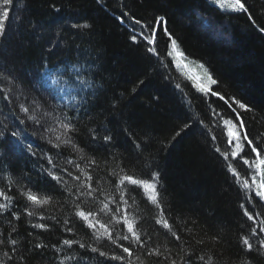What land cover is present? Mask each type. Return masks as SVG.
Listing matches in <instances>:
<instances>
[{"label": "trees", "instance_id": "trees-1", "mask_svg": "<svg viewBox=\"0 0 264 264\" xmlns=\"http://www.w3.org/2000/svg\"><path fill=\"white\" fill-rule=\"evenodd\" d=\"M245 2L256 24L264 27V0ZM16 3H20L17 12ZM51 3L52 0H13L9 18L17 20L12 25L15 29L9 31L8 19L5 33L0 36V67L18 74L30 90L28 74L33 79L37 76L47 79L44 85L50 90L63 92L60 96L50 97L46 93L43 96L41 86L32 80L37 87L34 88L37 98L52 110L65 108L50 106L56 100L72 103L81 98L84 107L70 116L77 131L69 136L83 153L63 144L56 148L57 140L53 146L36 147L32 137L36 126L21 115L23 111L15 101L4 99L0 93V121L9 118L0 141L8 136L18 139L24 135L32 150L28 151L27 147L25 152L15 153L0 142V189L13 197L9 210L0 214V239L4 240L0 245V261L3 264H126L91 251L97 247L109 256L123 254L106 238L96 240L92 230L83 227L79 218L72 215L75 196L68 198L62 185L47 174L51 169L74 192L81 184H91L92 188L101 189L94 194L97 201L110 203L112 197L117 199L120 211L111 217L101 214L100 219L108 223L118 244L129 246V241L119 239L130 235L126 225L116 223L122 220L126 209L129 217L138 222L136 227L142 240L151 237L147 249L159 246L164 252L168 248L176 258L177 245L183 244L206 259L211 256L215 264H242L245 260L264 264V255L247 253L239 243L241 236H249L254 246L264 239V232L251 235L252 229L259 232V222L264 221V202L254 192L236 185L225 168L227 162L215 151L219 147L224 152L228 147L224 142L226 133H221L223 119L230 118L227 102L204 95L195 84L189 85V79L183 80L189 78L185 61L190 63V69L196 66L203 73L207 69L218 81L211 86L214 91L225 98L234 97L253 110L246 113L237 109L245 119L249 136L259 138L264 133V33L251 24L246 14L221 10L212 0H56L60 13L52 10ZM122 12H129L145 23L158 16L165 17L179 50L187 57L181 61L185 65L169 62L171 57L166 55L163 36H158L156 45L163 65L143 46L132 42V21L121 23L118 18ZM75 23L91 27H71ZM213 30H218L220 36ZM169 47L170 44L167 50ZM201 64L203 69L199 67ZM0 74L5 77L1 71ZM0 84L5 87L8 83L0 79ZM197 120H203L211 132ZM186 123L190 127L177 136ZM89 129H96L95 139ZM103 130L113 137L107 146L100 139ZM13 131L18 133L17 137L11 136ZM212 135L217 139H211ZM141 141L150 145L142 156L133 146ZM81 155L84 159H80ZM89 157L95 158L99 167L88 164ZM238 163L237 171L244 174L247 166ZM121 168L144 179L148 178V172L158 174L162 212L145 201L141 189L133 190L135 186H129L121 199L119 178L112 175ZM81 169L91 175L90 181ZM78 175L80 180L75 179ZM27 189L50 195L51 205L35 208L20 194ZM82 199L92 206V197ZM0 203L6 201L0 198ZM241 205L255 220H248ZM110 207L115 210L116 205L110 203ZM32 210L46 219L28 216L27 212ZM161 217L173 225L181 241H175L156 223ZM35 224H45L47 230L34 228ZM66 227H73L74 231L68 232ZM10 239L17 244L11 245ZM64 239L79 240L87 247L74 244L69 248L63 244ZM197 240L204 243L197 244ZM37 244L46 247H35ZM131 247L140 257L135 264H161L163 260L148 256L135 243Z\"/></svg>", "mask_w": 264, "mask_h": 264}, {"label": "snow or ice", "instance_id": "snow-or-ice-1", "mask_svg": "<svg viewBox=\"0 0 264 264\" xmlns=\"http://www.w3.org/2000/svg\"><path fill=\"white\" fill-rule=\"evenodd\" d=\"M212 2L221 10L246 14L251 24L255 28H257L259 32L264 33V27H260L256 24L255 19L249 12V8L246 5L245 0H212ZM12 4L13 0H2V2H0V36H3L5 33L6 22L9 19V6H11ZM50 7L55 13H60L61 11V8L57 6L56 0H52ZM118 19L121 23H125L127 20L132 21L130 40L143 46L145 48V51L156 57L161 65H163L164 61L160 57V53L156 47L158 36H163L166 38L165 52L168 57L172 58V60L169 61L170 63L176 59V57L173 56L174 52L177 56L185 60L187 59L184 53L178 50L179 45L177 43V40L173 37L172 33L168 29L167 20L165 19V17L158 16L155 17L152 22L145 23L129 12H122L121 16ZM71 27L76 29H86L90 28L91 26L86 23H75L72 24ZM137 28H139V32L136 31ZM169 44L171 45L172 51L167 50V46ZM199 67L203 69L204 66L201 64L199 65ZM204 73L207 77L208 86H205L201 83H196L195 87L197 88V90L204 95L210 94L211 96L217 97L222 101H226L227 106L230 109V118L223 119L221 127V133H226L224 142L228 147L224 152H221V149L219 147H217L215 151L220 153L223 159L227 162L225 164V168L234 177V181L236 183H239L247 192H254L256 197H259L260 200L264 201V133L260 134L259 138L250 137L245 125V119L241 116L240 111H238L237 109L243 110L246 113H250L253 110L248 105L235 100L234 97L225 98L219 92L214 91L211 86L217 85L218 81L213 79L211 73H209L207 69H204ZM76 78L79 79V76H77ZM0 79L6 78L3 77L2 74H0ZM140 83H143V81H140ZM177 87L179 88L180 85L178 84ZM8 91H11V89L0 87V93L4 94V99H7ZM133 91H135V89H133ZM21 110L25 113L28 112V108H25L22 105ZM29 118L35 119V117ZM196 122L201 124L209 132H211V129L208 128L207 124H204L203 120H197ZM61 126L64 128V132L61 134L64 139L61 140V136H57L56 139L59 142L54 146L56 148H60L63 144L72 147L75 151L83 153V149H80L75 144L73 139L68 135L69 133H75L77 129L68 123H62ZM189 127L190 125L186 123L183 128L176 133V135H181V133L185 132ZM103 131L104 134L100 136V139L107 146L113 141V137L107 134L106 130ZM89 132L93 139H95L98 135L96 129H89ZM3 136L4 132L0 131V138H3ZM11 136L17 137L18 133L13 131L11 132ZM174 138L175 137H173V139ZM211 139L216 140L217 137L215 135H212ZM49 143H52V141H49ZM133 146L137 151V154L141 156L150 148V145L147 141H141L140 143L134 142ZM27 147L28 151H32L30 145ZM246 148L247 152L245 151ZM32 154L35 155L34 152ZM229 156H231L232 158L231 161L229 160ZM80 159H84V156L81 155ZM48 160L49 163H52L50 157L48 158ZM232 161L242 162L243 165L247 166V175L242 176L241 173L237 171V169L233 166ZM87 163L99 167V163L95 158L89 157ZM145 164H147V161H145ZM52 167L55 168L56 165L52 164ZM64 171H67V169H64ZM80 171L84 176L87 177V180L90 181L92 179L91 175L88 172L82 169ZM251 172H255L256 175H252ZM47 174L54 181H56L57 184L62 185L64 192L68 193V198L75 196V199L72 200V215L79 218V221L82 222L83 227L92 230V234L96 240L106 238L107 240L111 241L112 244L117 245L121 253L126 255L115 254L109 256L107 252L100 251V249L97 247H92V252L99 253L100 256L105 257L109 260L126 262V264H135V260L140 259L139 255H137L131 247V244L135 243L139 245L141 249H145L148 256L154 255L157 257H163L161 264H163V261H167L168 264H215V261L211 256L206 259L204 255H197L192 251H189L184 247L183 244L177 245V247L179 248V252L176 253V258H173L172 250L168 248H165L164 250V252H167V255H165L164 252L161 251L159 246L147 249L146 245L151 237H148L147 240H142L141 233L137 230L136 227V224L138 222L129 217L126 209L123 212L122 220H117L116 223L122 222L124 225H126L127 232L130 235H123L119 239L121 241H129V246H125L123 243L118 244L117 239L113 237V230L109 227L108 223H105L102 219H100L101 214H107L109 215V217H111L112 215H115L116 212L120 211L119 203L115 197H112L110 201L111 204L116 205V208L114 210L112 207H110V203L106 202V200L97 201V198L94 194L96 192H100L101 189L92 188L91 184H81L79 186V189L74 192L72 188L67 186V182L64 181L61 175L54 173L51 169L47 170ZM112 175L118 176L119 178V191L121 193V199L123 198V195L127 193L129 186H135L133 190L143 189L144 192L148 194V201H150L152 205H155L158 209H160L159 192L157 190L158 174L154 175L151 172H148V178L144 179L135 173L130 174L129 172H126L123 168H121L119 173L113 171ZM69 176H71V173H69ZM75 179L80 180V176H76ZM12 182L13 181L9 177V183L11 184ZM84 188H87L88 191L85 192L80 190ZM20 194L21 196L25 197L27 202H30L33 206H35V208H45L52 203V197L50 195L38 194L36 192H33L31 189L23 190ZM82 197H92V206H89V202L82 199ZM0 198H2L3 201H6V203H0V214H2L3 212L9 210L13 197L8 195L7 192H5L3 189H0ZM124 203L127 204V200H124ZM97 204L100 206H97ZM241 208H244V214L245 216H247L248 220H255V216L251 212H249L244 205H241ZM160 210L161 212L163 211L162 209ZM27 215H39L41 219H46V217H44L41 213L36 212L35 210L28 211ZM16 218L19 219L18 216ZM156 223L160 224L162 228L166 229L167 234H170L175 241H181V235L177 233L173 225L170 224L166 218L161 217L160 219L156 220ZM259 224V232H257L256 229H252L251 235L258 236L260 232H264V221H260ZM33 227L47 230V225L45 224H35L33 225ZM98 228L102 229L103 231L98 232ZM12 230L15 231V228H13ZM65 230L68 232H73L74 228L66 227ZM186 231L191 232V229H186ZM0 235H2V233H0ZM212 239H217V237H213ZM8 242L13 246L17 244V241L14 239H10ZM196 243L203 244L204 241L197 240ZM239 243L247 253L264 255V239L259 240L258 246H254L249 236H241L239 239ZM3 244L4 240L0 239V245ZM63 244L67 245L69 248H71L74 244H78L80 248L87 247V245L82 243L81 241L72 239H64ZM35 247L44 248L46 247V245L37 244ZM12 251H15V248H13ZM5 255L7 256L8 253L6 252ZM9 259H11V257H9ZM66 259H73V257H66ZM0 264H3V261H0ZM242 264H250V261H242Z\"/></svg>", "mask_w": 264, "mask_h": 264}, {"label": "bare ground", "instance_id": "bare-ground-1", "mask_svg": "<svg viewBox=\"0 0 264 264\" xmlns=\"http://www.w3.org/2000/svg\"><path fill=\"white\" fill-rule=\"evenodd\" d=\"M0 2H2V0H0ZM20 3L19 4L16 3V8H15L16 12H17V10H19ZM12 12H13V9H12ZM13 24H14V21L12 20V16H11L9 18V27H8L9 31H11L12 29H15V27L12 26ZM10 37H12V36H10ZM0 48H1V46H0ZM168 51H172L171 47H169ZM179 51L182 52L181 50H179ZM2 55L3 56H7V54H2ZM173 56L176 57V59L174 60L175 62L173 61L171 63H173L175 66H176V64L177 65L184 64L183 62L178 61V56L176 55L175 52L173 53ZM171 60H172V58H171ZM181 66H183V65H181ZM187 69H188L189 72L186 71V73L188 74L189 78L188 77L187 78H183V80H185V82H187L188 79H189V81H188L189 85L193 86V84L198 83V78H200V74L201 73H198L197 71H194L193 69H190L189 67H187ZM27 77H30L29 79H31V74H28ZM29 79L27 78L28 81H29ZM33 81H35L36 86H41L39 88V90L41 92H43L42 93L43 96H46V94H48L50 97H54L55 95L56 96H60L63 93V92H57V91L50 90L47 85H44V84H46L47 79L42 80L41 76L35 77V79H33ZM200 81H202V80L200 79ZM7 83H8V81H7ZM199 83L203 84V82H199ZM36 86L34 84L32 92H33V94H35V96L37 98V93L35 92V89H34V88H37ZM0 87H3V86L0 84ZM4 88L8 89V84ZM1 94H2V96H4L3 93H1ZM7 99H12V101H13L12 95H11V93L9 91L7 92ZM0 102H1V100H0ZM38 102H39L38 104L42 107V109L44 111L48 112V115L52 116V119L54 120V122H56L57 126L55 128L52 127L53 129L48 130V131L44 127L43 128L39 127L40 125L36 126L35 127L36 129L32 133V137L34 138V141H35V146L39 147V148L42 147V145H44V144H45L44 146H48V145L53 146L54 143H56V140H57L56 137L59 136V135L61 136V134L64 132V128L61 126V124L62 123H68L71 126H74L73 122H71L70 116L73 115V113L76 112V110H80L81 108H83L84 105L82 104L81 98L76 99L72 103L71 102H66V101H63V100H56V102L54 104L50 105V106H56L57 108H60L63 105V106H65V108H64V110L63 109H54V110H52L51 108L45 107V105L42 102H40L39 100H38ZM0 106H1V103H0ZM25 107L28 108L26 105H25ZM64 112L67 113L69 119L67 118V115ZM21 115L25 119L30 121L29 117H31V111L28 110L27 113L21 112ZM8 122H9V118L8 117H6V118L4 117V119H2V121H0V131H5L6 130ZM21 133L22 132H20V134ZM49 141H52V143H49ZM0 142L1 143L2 142L5 143L3 145H5V146L7 145L9 148H11V150H13L15 152H25V150H26L25 148H27V146H28L27 143H26L27 139L25 138L24 135L21 136V138H18V139H15V138L11 139L8 136V137L5 138V141L1 140ZM229 159L232 160L231 157H229ZM233 162L232 163H233V166L235 168H236V166H235L236 164L239 166V163L237 161H233ZM249 171H251V170H249ZM251 174L252 175H256L255 172H251ZM230 175H231V173H230ZM241 175L242 176H246L247 175L246 170H245V173L244 174L241 173ZM249 182H251V181H249ZM236 185H238L241 189H244L239 183H236ZM141 191H142L143 196L145 197V201L147 203L151 204V202L148 201V198H147L148 194L146 192H144L143 189H141ZM246 202H248V200H246Z\"/></svg>", "mask_w": 264, "mask_h": 264}, {"label": "rangeland", "instance_id": "rangeland-1", "mask_svg": "<svg viewBox=\"0 0 264 264\" xmlns=\"http://www.w3.org/2000/svg\"><path fill=\"white\" fill-rule=\"evenodd\" d=\"M14 19H15L14 21L17 20L16 17H14ZM213 31H214L213 33H218V36H220V33L218 30H213ZM178 61H185V60L178 56ZM185 64L187 67L190 68V63L185 61ZM193 66H194V64H193ZM192 69L194 71H197L198 73H201L200 78H198V83L203 82V85L208 86L207 77H206L205 73H203V71L196 66H194ZM0 71L3 74H5L4 76H5L6 80L8 81V88L11 89V91H9V92L12 95L13 102L15 101L16 105L19 106V108H20L19 110L22 111L21 105L23 107H25V105H26L28 107V110L31 111V117H35V119L29 118L31 123H33L34 126L40 125L39 127H41V128L44 127L47 131L55 128L57 126V124L52 119V116L48 115V112H46L42 109V107L38 104L39 99L36 98L35 94H33L32 90H30L29 86L21 81L19 75L12 73V72L10 73V71L8 69H5V67H0ZM31 76H32V74H31ZM200 79L202 81H200ZM32 80H33V77H31V79H29V81L31 82V88L33 89V84L35 83V81L33 83ZM11 101H12V99H11ZM7 102H9V100ZM19 138H21V136ZM15 153H17V152H15ZM9 155H11V153Z\"/></svg>", "mask_w": 264, "mask_h": 264}]
</instances>
